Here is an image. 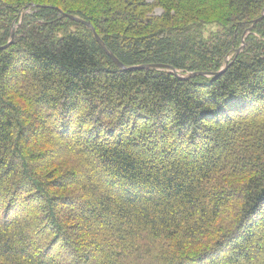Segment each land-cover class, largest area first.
<instances>
[{"label": "trees", "instance_id": "1", "mask_svg": "<svg viewBox=\"0 0 264 264\" xmlns=\"http://www.w3.org/2000/svg\"><path fill=\"white\" fill-rule=\"evenodd\" d=\"M62 13L126 67L178 75L120 69ZM263 13L264 0H0V46L16 24L0 50V264H72L58 242L76 264H264ZM38 106L68 124L32 119Z\"/></svg>", "mask_w": 264, "mask_h": 264}, {"label": "rangeland", "instance_id": "2", "mask_svg": "<svg viewBox=\"0 0 264 264\" xmlns=\"http://www.w3.org/2000/svg\"><path fill=\"white\" fill-rule=\"evenodd\" d=\"M218 26L219 25L216 22H212V23H210L206 27V29H207V31L215 30V29H217ZM13 27H14V29H16V24L13 23ZM14 29H13V31H14V34H15V30ZM36 110L38 111V113L35 112L36 115L33 114L34 112L31 113V111H30V114H28V116L32 117V119H34L36 116H38L39 117L38 120H40V122L41 121L45 122L47 126H51V123H52L54 126H56V125H62V127H63V125L68 124V121L70 120L69 114L64 115L62 119L60 118V116H58L57 114H55V116H56L55 118L50 115V118H51L50 119L51 121H50L49 120V115L46 114L43 111V108L42 107H39L38 106V108ZM73 118H74L73 119L74 122H77L78 121L79 123L81 122L82 124H84L83 121H80V119H79V118H81V114H76V115L73 116ZM47 121H50L51 123L50 122L48 123ZM40 122L37 124V127L38 128H41V123ZM84 127L87 128V125H84ZM52 129L55 130L54 128H52ZM75 130H77V129H75ZM50 134L51 133H49V135ZM49 135H47V137H49ZM55 135H57V134L55 133ZM244 176H246V175L241 174L239 177H244ZM218 179H222V180L219 181ZM227 180H228V178H226V176H216V177L212 178V181H210V182L212 184H215V186L217 188H218V186H222V188L223 187H230V186H235L236 187L240 183V181H236V180L233 181V183H231L232 181H227ZM23 194H25L24 195V199H26V202H24V199H23V204L28 207L29 211H32V209L34 207H37V206H40V205L43 204V201L41 199H39L36 196V193L35 192H32L29 188L23 190ZM60 207H62V206L61 205H57V208H60ZM72 208H75L76 210L78 209L76 206H73ZM75 223H76L75 221L71 220V222L68 223L69 224L68 225V228L70 229V231H72L73 233H77L80 236L81 233L78 231L77 224H75ZM41 226H44V225H41ZM37 229H39L38 232L40 233V228L38 227ZM51 230H52V227H45V229L43 230V233H48ZM81 238H83V237H81ZM79 239H80V237H79ZM86 244H87V242L85 241V245ZM63 245L64 244L62 242H58V246L60 248V251L58 252V256L59 257H62V258H65V259L68 258V259H66L67 261L71 262L72 264L73 263L76 264V261H75V259H73L72 256H67V254H65L63 251H61L62 248L64 247ZM95 246L96 245H94V244L93 245H89V247L87 246V249L88 248L89 249L90 248H93L94 249ZM89 260L88 261L85 260L84 263L89 262Z\"/></svg>", "mask_w": 264, "mask_h": 264}, {"label": "water", "instance_id": "3", "mask_svg": "<svg viewBox=\"0 0 264 264\" xmlns=\"http://www.w3.org/2000/svg\"><path fill=\"white\" fill-rule=\"evenodd\" d=\"M62 15L72 21H75V22H80L82 23L85 27H88L92 33H93V36L95 38V40L97 41V43H99V45L101 46V48L111 57V59L113 60V62L115 63V65H117L120 69L122 70H137V69H146V68H162V69H167V70H171L174 75H178L175 70L169 66H166V65H163V64H145V65H136V66H131V67H126L123 63H121L111 52H108L104 43L102 42V40L100 39V36L97 34V32L95 31V29L93 28L92 24L89 22V21H86V20H83L77 16H74L72 14H65V13H62ZM262 18H264V13L259 17V18H256L254 20V22H258L260 21ZM14 27H12V32H11V39L9 42H7L5 45L3 46H0V50H4L6 49L13 41V38H14V31H13ZM240 49H237L236 52H239ZM226 69V66L223 67L222 69H220L218 72H215V73H204V72H194V73H189V74H186V76H181L183 79H187V78H193L197 75H213V76H219L221 74V72H223L224 70Z\"/></svg>", "mask_w": 264, "mask_h": 264}]
</instances>
